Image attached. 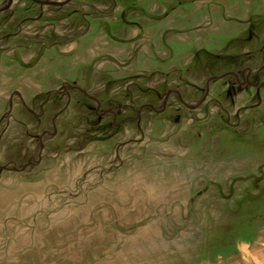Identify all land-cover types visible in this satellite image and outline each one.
<instances>
[{
	"label": "rangeland",
	"instance_id": "374dc122",
	"mask_svg": "<svg viewBox=\"0 0 264 264\" xmlns=\"http://www.w3.org/2000/svg\"><path fill=\"white\" fill-rule=\"evenodd\" d=\"M0 264H264V0L0 11Z\"/></svg>",
	"mask_w": 264,
	"mask_h": 264
},
{
	"label": "water",
	"instance_id": "95a60500",
	"mask_svg": "<svg viewBox=\"0 0 264 264\" xmlns=\"http://www.w3.org/2000/svg\"><path fill=\"white\" fill-rule=\"evenodd\" d=\"M34 1H37V0H34ZM11 2H12V0H8V2L6 3L5 7L1 8L0 11L8 8L11 5ZM40 3H42V4L43 3H47V4L50 3V4H58L59 5V4L65 3V1H62V2L47 1V2H40Z\"/></svg>",
	"mask_w": 264,
	"mask_h": 264
}]
</instances>
